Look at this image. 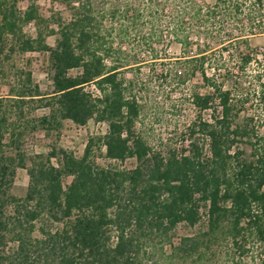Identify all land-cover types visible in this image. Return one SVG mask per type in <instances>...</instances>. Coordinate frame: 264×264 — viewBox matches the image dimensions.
Masks as SVG:
<instances>
[{
    "label": "trees",
    "instance_id": "trees-1",
    "mask_svg": "<svg viewBox=\"0 0 264 264\" xmlns=\"http://www.w3.org/2000/svg\"><path fill=\"white\" fill-rule=\"evenodd\" d=\"M38 1L0 0V53L11 40L10 53L47 54L53 92L40 123L107 129L80 156L22 161L23 198L10 195L15 169L0 154V264H163L154 239L179 264H264V46L251 44L264 37V0H49L66 17L48 19ZM30 23L34 37L23 33ZM172 44L191 53L176 59L177 77L198 75L206 92L188 96L198 115L186 149L162 153L136 131L142 105L120 76ZM39 96L22 92L18 103ZM99 153L133 166L100 165ZM202 210L204 226L172 242Z\"/></svg>",
    "mask_w": 264,
    "mask_h": 264
},
{
    "label": "rangeland",
    "instance_id": "rangeland-1",
    "mask_svg": "<svg viewBox=\"0 0 264 264\" xmlns=\"http://www.w3.org/2000/svg\"><path fill=\"white\" fill-rule=\"evenodd\" d=\"M26 5L27 3H20L18 7L24 10ZM37 5L45 19L50 18L53 13H60L63 18L66 17L64 8L57 3L39 0ZM35 31L36 27L33 23L23 26V33L26 36L34 37ZM193 39L203 41V38L196 36H193ZM6 44L4 52L0 53V134H2L0 154L4 158H11L15 169L13 183L9 190L10 195L23 198L28 186V175L26 169L19 165L22 161L30 166L31 161L44 160L50 157L51 153L59 150L80 156L89 137L104 134L107 126L93 121L83 127L61 120L54 126L40 123L39 119L49 115L46 105L53 92L48 56L38 52L20 54L17 49L10 53L12 41L9 40ZM54 44L55 37H49L47 45L53 47ZM251 44L264 46V37L251 39ZM136 46L134 45L132 50L138 51ZM123 47L129 49L131 44L125 43ZM166 51V54L161 52L157 60H154L151 54H146L143 58H139L138 62H141L139 66L134 65L136 61L132 58L133 68L122 71L120 76L133 84L142 105L136 131L141 134L151 149L162 153L186 149L188 143L182 142L183 134L186 127L198 115L188 96L194 90L206 92L198 75L191 77L184 75L185 77L179 78L175 74V71L177 72L180 68L175 62L176 59L191 53L177 44L166 47ZM139 57L142 56L139 54ZM207 73L210 75L213 72L207 69ZM224 87L230 88V83H226ZM36 88L40 94L38 98L33 100L25 98L23 105L18 103L20 93H33ZM208 114V112L205 113L204 117L207 118ZM51 162L57 163L54 159H51ZM97 162L103 166L111 165L122 169L133 166L132 160L122 163L106 161L100 153L97 156ZM69 181L70 179H65L64 184ZM203 211L197 226L179 225L170 235L172 242L176 243L181 237L192 236L203 227L207 219ZM160 247L159 241L154 239L153 254L161 260V263L179 264L176 260L167 259L170 252L168 246L164 248L166 254L161 253Z\"/></svg>",
    "mask_w": 264,
    "mask_h": 264
}]
</instances>
